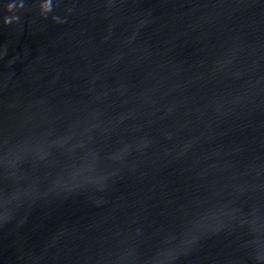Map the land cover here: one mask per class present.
<instances>
[{
    "label": "water",
    "instance_id": "95a60500",
    "mask_svg": "<svg viewBox=\"0 0 264 264\" xmlns=\"http://www.w3.org/2000/svg\"><path fill=\"white\" fill-rule=\"evenodd\" d=\"M0 264H264V0H0Z\"/></svg>",
    "mask_w": 264,
    "mask_h": 264
}]
</instances>
